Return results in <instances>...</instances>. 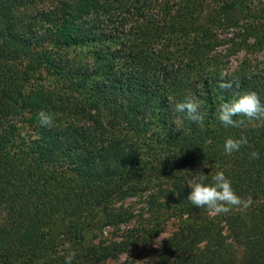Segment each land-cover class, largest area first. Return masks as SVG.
<instances>
[{
  "label": "trees",
  "instance_id": "16d2710c",
  "mask_svg": "<svg viewBox=\"0 0 264 264\" xmlns=\"http://www.w3.org/2000/svg\"><path fill=\"white\" fill-rule=\"evenodd\" d=\"M247 92L264 104V0H0V264H264V118L216 115ZM216 171L249 208L191 204Z\"/></svg>",
  "mask_w": 264,
  "mask_h": 264
},
{
  "label": "clouds",
  "instance_id": "9594fccd",
  "mask_svg": "<svg viewBox=\"0 0 264 264\" xmlns=\"http://www.w3.org/2000/svg\"><path fill=\"white\" fill-rule=\"evenodd\" d=\"M218 86L222 89H229L232 84L222 80ZM175 107L178 112L186 113L189 120L203 126L204 116L199 112L197 103L191 99H186L177 103ZM38 115L42 125L50 124V117L43 112ZM216 115L224 127H237L240 121L234 119V117L264 118V104H261L260 98L255 92H247L239 95L238 98L231 102L220 104L216 110ZM247 143V137L243 135L239 139L227 138L223 148L225 153L232 154L233 152H238ZM250 155L254 159L259 158V153L257 152H252ZM207 181H209L208 175L201 173L198 177L188 182L187 186L191 191L187 199L197 208H205L213 215H221L229 213L233 208L246 210L252 205L253 200L251 197L241 198L236 194L230 179L225 176L223 171H216L211 176V182ZM75 255L74 251L69 252L65 256V264H72Z\"/></svg>",
  "mask_w": 264,
  "mask_h": 264
},
{
  "label": "rangeland",
  "instance_id": "374dc122",
  "mask_svg": "<svg viewBox=\"0 0 264 264\" xmlns=\"http://www.w3.org/2000/svg\"><path fill=\"white\" fill-rule=\"evenodd\" d=\"M174 229H175L174 225H169L166 231L162 235H160L159 238H157L156 243L153 246L136 247L134 251L131 252L129 255L127 254L122 255L119 260L124 261V260H128L129 258L130 260L140 261L153 257L156 249L162 245L163 241L174 231Z\"/></svg>",
  "mask_w": 264,
  "mask_h": 264
}]
</instances>
